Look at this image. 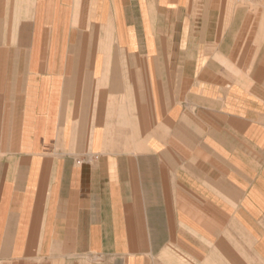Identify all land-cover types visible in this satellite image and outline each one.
Instances as JSON below:
<instances>
[{
	"label": "crops",
	"instance_id": "0c3cea01",
	"mask_svg": "<svg viewBox=\"0 0 264 264\" xmlns=\"http://www.w3.org/2000/svg\"><path fill=\"white\" fill-rule=\"evenodd\" d=\"M0 264H264V0H0Z\"/></svg>",
	"mask_w": 264,
	"mask_h": 264
}]
</instances>
